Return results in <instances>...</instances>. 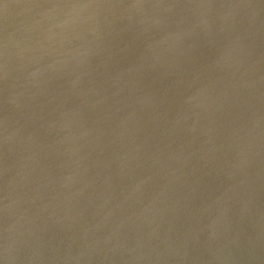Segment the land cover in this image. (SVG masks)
<instances>
[{"label": "water", "instance_id": "water-1", "mask_svg": "<svg viewBox=\"0 0 264 264\" xmlns=\"http://www.w3.org/2000/svg\"><path fill=\"white\" fill-rule=\"evenodd\" d=\"M0 264H264V0H0Z\"/></svg>", "mask_w": 264, "mask_h": 264}]
</instances>
